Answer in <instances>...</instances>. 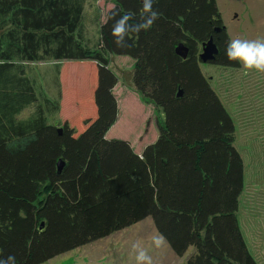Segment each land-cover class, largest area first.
Listing matches in <instances>:
<instances>
[{
  "label": "trees",
  "instance_id": "1",
  "mask_svg": "<svg viewBox=\"0 0 264 264\" xmlns=\"http://www.w3.org/2000/svg\"><path fill=\"white\" fill-rule=\"evenodd\" d=\"M97 1L0 0V264H44L146 219L175 257L188 254L186 264H257L237 219L243 163L233 122L197 62L212 39L216 65H239L226 55L216 1L154 0L158 18L137 31L148 15L143 0H114L88 22L99 41L89 49L81 21L85 5ZM125 15L132 27L113 36ZM179 44L184 60L174 52ZM110 56L133 60L134 89L164 115L157 140L140 155L105 138L118 113ZM14 59L86 63L93 81L80 106L89 115L48 125ZM83 74L74 77L76 98ZM31 105L37 115L20 120Z\"/></svg>",
  "mask_w": 264,
  "mask_h": 264
},
{
  "label": "rangeland",
  "instance_id": "2",
  "mask_svg": "<svg viewBox=\"0 0 264 264\" xmlns=\"http://www.w3.org/2000/svg\"><path fill=\"white\" fill-rule=\"evenodd\" d=\"M113 1L98 0L85 5L81 24L87 26L88 33L80 40L82 46L89 49L97 47L96 24L88 22L99 13L106 12ZM215 1L229 42L236 38L264 39V0ZM197 52L198 56L202 54L201 47ZM109 60V67L118 80L115 95L119 112L116 123L105 138L126 141L140 155L145 146L157 140L159 130L156 122L162 123L164 115L135 93L132 83L133 60L127 56H110ZM13 62L23 69L33 86L36 104L42 108L48 125H61L76 113L89 115L91 111L84 112L80 106L81 100L89 101L93 81L88 67H84L86 63L53 59L40 62L14 59ZM197 62L233 122L232 142L243 163L238 224L248 252L257 264H264V72L246 68L241 61L234 68ZM81 73L86 75L83 74L85 80L78 91L80 96L76 98L75 94L71 95V88L74 87V77L81 76ZM62 93L65 94L63 99L59 96ZM29 107L19 115L20 120H32L37 115L36 105ZM92 111L91 115H96V109ZM155 238L158 235L153 224L146 219L127 231L44 264H149V258L151 264H186L188 254L182 258L175 257L163 241L157 246Z\"/></svg>",
  "mask_w": 264,
  "mask_h": 264
},
{
  "label": "clouds",
  "instance_id": "3",
  "mask_svg": "<svg viewBox=\"0 0 264 264\" xmlns=\"http://www.w3.org/2000/svg\"><path fill=\"white\" fill-rule=\"evenodd\" d=\"M153 3H154V0H143V12L148 14V15H147L146 19L144 17L141 18L142 20H144L143 23H139V24L134 25L137 28V31H139L140 29H147V28L151 27L152 23L158 18V13L153 10ZM129 19H130V17L125 15V16H122L119 20H117L115 22V24L113 25V28H112L113 36H116L118 34H124L126 32V30H128V31L130 30V28L132 26L129 25V23H128ZM176 47H175V49H176ZM175 49H174V52H175ZM175 54H176V52H175ZM226 55H227L229 60L241 61L244 65V67H246V68H249V69L255 68L258 71L264 72V39H258V40H244V39H240V38L233 39L229 42V44L227 46ZM117 83H118V80H117ZM117 83H116L115 87L113 88L112 93H113L115 100H116L117 111L119 112L118 99H117V96L115 95V91H116L115 88H117V86H118ZM133 89H134V87H133ZM134 91L136 94H138L135 89H134ZM138 96H140V95L138 94ZM159 124H160V122L157 120L156 125H157L158 129H159ZM161 241H163L162 236L155 238V240H154V242L156 243L157 246H159L161 244ZM137 259H139V257ZM149 264H151V258H149Z\"/></svg>",
  "mask_w": 264,
  "mask_h": 264
},
{
  "label": "water",
  "instance_id": "4",
  "mask_svg": "<svg viewBox=\"0 0 264 264\" xmlns=\"http://www.w3.org/2000/svg\"><path fill=\"white\" fill-rule=\"evenodd\" d=\"M201 51H202V54L198 56V60L201 61V63L203 64L208 63V62H213L215 59V56L217 55V50H216L215 45L212 42V39H210L209 41L201 45ZM175 52L183 60L187 56V49L184 48L182 44H179L176 47ZM181 93H182L181 90H178L177 98L181 96ZM62 166H63V163H58V166H57L58 173L61 172Z\"/></svg>",
  "mask_w": 264,
  "mask_h": 264
},
{
  "label": "flooded vegetation",
  "instance_id": "5",
  "mask_svg": "<svg viewBox=\"0 0 264 264\" xmlns=\"http://www.w3.org/2000/svg\"><path fill=\"white\" fill-rule=\"evenodd\" d=\"M217 54H218V52H217ZM217 56V55H216ZM205 64H209V65H215V66H217L215 63H214V61L213 62H208V63H205Z\"/></svg>",
  "mask_w": 264,
  "mask_h": 264
},
{
  "label": "crops",
  "instance_id": "6",
  "mask_svg": "<svg viewBox=\"0 0 264 264\" xmlns=\"http://www.w3.org/2000/svg\"><path fill=\"white\" fill-rule=\"evenodd\" d=\"M115 90H116V88H115ZM115 90H114V91H115Z\"/></svg>",
  "mask_w": 264,
  "mask_h": 264
}]
</instances>
